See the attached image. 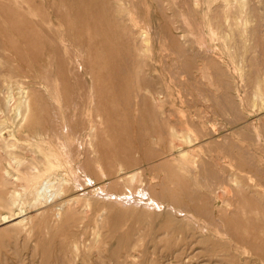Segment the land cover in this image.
Listing matches in <instances>:
<instances>
[{
    "label": "rangeland",
    "instance_id": "374dc122",
    "mask_svg": "<svg viewBox=\"0 0 264 264\" xmlns=\"http://www.w3.org/2000/svg\"><path fill=\"white\" fill-rule=\"evenodd\" d=\"M0 264H264V0H0Z\"/></svg>",
    "mask_w": 264,
    "mask_h": 264
},
{
    "label": "bare ground",
    "instance_id": "6f19581e",
    "mask_svg": "<svg viewBox=\"0 0 264 264\" xmlns=\"http://www.w3.org/2000/svg\"><path fill=\"white\" fill-rule=\"evenodd\" d=\"M155 28V27H154ZM259 90V89H258ZM260 94V93H259ZM18 110V109H17ZM137 115H139V114H137ZM143 118V117H142ZM139 119V118H138ZM144 120H146V119H144ZM138 123V122H137ZM137 126H138V124H137ZM139 127V126H138ZM137 127V128H138ZM63 131V130H62ZM140 132V131H139ZM138 137V136H137ZM139 138V137H138ZM180 149V148H179ZM178 149V150H179ZM127 152V151H126ZM181 152V151H180ZM221 155V154H220ZM120 167V166H119ZM136 172V171H135ZM134 172V173H135ZM133 172H132V174H134ZM133 179V178H132ZM48 181V180H47ZM47 181H42V182H40L41 184L34 190V194H36V195H38V196H40V198L42 199L43 198V196H46V202L48 203L49 202V200L48 199H53V197H55V193H54V191H52L51 190V188H50V185H51V183H49V182H47ZM134 182V181H133ZM138 196V195H137ZM136 196V197H137ZM130 197H131V195H129L126 199H130ZM255 197V196H254ZM132 198V197H131ZM150 197L148 196V194H146V193H144L143 195H142V193H141V197L139 198H137V199H141V200H147V199H149ZM256 198V197H255ZM38 199V198H37ZM44 200V199H43ZM50 200V201H51ZM121 200V199H120ZM122 201V200H121ZM20 208H21V206H20ZM18 209L16 212L17 213H15L13 216L15 217V218H13V219H18L19 217H23V215L24 214H22V211H21V209ZM23 210V209H22ZM204 211V210H203ZM175 214V213H174ZM23 221V220H22ZM179 221V220H178Z\"/></svg>",
    "mask_w": 264,
    "mask_h": 264
}]
</instances>
